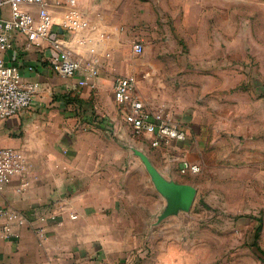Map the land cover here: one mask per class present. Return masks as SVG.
I'll return each mask as SVG.
<instances>
[{"label":"crops","instance_id":"1","mask_svg":"<svg viewBox=\"0 0 264 264\" xmlns=\"http://www.w3.org/2000/svg\"><path fill=\"white\" fill-rule=\"evenodd\" d=\"M134 1L136 9L131 12L133 0H120L116 15L111 11L116 4L113 0H80L77 8L85 13L89 25L75 32L62 27L68 11L65 2L48 1L51 39L82 62L96 60L94 77L86 78L82 72L60 77L53 70V40L28 44L25 36L11 33L12 49L0 56L6 65L19 69L23 83H36L38 89L29 109L0 123V148L16 149L27 160L25 173L0 191V210L16 211L30 223L51 214L55 219L35 228L17 229L19 239H0V264H193L194 259L201 264L200 256L191 251L184 217L191 212L197 194L188 213L157 222L166 201L134 151L143 152L165 179L188 184L179 179L174 162L180 159V167L193 165L190 162L204 145L198 140L187 142L191 128L175 124L185 132V140L153 148L147 137L133 135L123 108L114 100L115 78L134 76V94L145 108L155 111L162 104L155 56L140 59L144 49L136 54L132 47L121 46L116 37L118 29L123 33L134 29V34L143 35L157 28L161 0ZM106 4L111 7L105 6L100 15L94 13ZM30 10L36 15V7ZM0 15L7 17L8 8ZM84 78L88 84L79 87L78 81ZM190 99L202 101L196 93ZM169 103L168 111H179L175 99ZM179 107L203 111L187 103ZM248 123L254 125L255 119ZM260 138L263 148L255 141L256 135L251 144L241 147L247 160L264 152V135ZM171 149L176 153H170ZM253 240V247L264 257Z\"/></svg>","mask_w":264,"mask_h":264},{"label":"rangeland","instance_id":"2","mask_svg":"<svg viewBox=\"0 0 264 264\" xmlns=\"http://www.w3.org/2000/svg\"><path fill=\"white\" fill-rule=\"evenodd\" d=\"M113 1L118 15L120 0ZM105 6L111 7L94 13ZM129 9L135 12L134 0ZM157 9L154 35L118 29L116 37L121 46L141 44L146 52L140 59L155 56L160 108L172 124L191 128L187 142L204 145L190 162L198 173L183 174L182 161L174 162L179 179L197 188L184 216L191 251L201 264H264L253 247L260 226L256 243L264 252V152L247 160L241 150L254 135L263 148L264 0H161ZM174 99L179 111H168ZM179 103L203 111H184Z\"/></svg>","mask_w":264,"mask_h":264},{"label":"built area","instance_id":"3","mask_svg":"<svg viewBox=\"0 0 264 264\" xmlns=\"http://www.w3.org/2000/svg\"><path fill=\"white\" fill-rule=\"evenodd\" d=\"M49 0H0V11L5 7L9 15H0V55L12 49L11 33L15 32L26 37L28 44H38L43 39L53 40L52 48L56 52L53 57V70L62 78L73 77L82 72L86 78L97 75L96 60L80 61L69 49L61 47L57 39L50 37L53 25L49 12ZM68 7L62 27L69 32L81 31L88 27L89 21L85 13L77 8L80 0H63ZM30 7H36L34 15ZM133 51L141 54L143 47L136 43ZM87 80L78 81L79 87L86 86ZM134 76H117L114 82V100L124 110V120L130 126L134 136L147 137L151 147L168 146L171 142L184 141L185 132L177 128L167 118L164 110L159 108L149 111L134 94ZM36 83H23L22 76L17 67L6 65L0 56V123L9 120L33 103L37 92ZM27 169L26 157L13 148H0V191H3L15 177L25 173ZM181 173L196 174L199 168L196 165L181 166ZM26 183L22 185L25 187ZM73 219L74 216H71ZM54 220L53 214L43 216L36 222L30 223L26 218L11 210H0V239H19L17 229L35 228L47 220ZM42 237V230H36Z\"/></svg>","mask_w":264,"mask_h":264},{"label":"water","instance_id":"4","mask_svg":"<svg viewBox=\"0 0 264 264\" xmlns=\"http://www.w3.org/2000/svg\"><path fill=\"white\" fill-rule=\"evenodd\" d=\"M134 154L141 159L155 190L166 201V205L158 216L157 222H161L170 216H175L180 212L188 213L193 206L197 194L196 189L188 184H179L165 179L143 152L134 151Z\"/></svg>","mask_w":264,"mask_h":264},{"label":"trees","instance_id":"5","mask_svg":"<svg viewBox=\"0 0 264 264\" xmlns=\"http://www.w3.org/2000/svg\"><path fill=\"white\" fill-rule=\"evenodd\" d=\"M260 229H261V227L257 226L256 231H255V235H254L255 241L258 239V233H259Z\"/></svg>","mask_w":264,"mask_h":264}]
</instances>
